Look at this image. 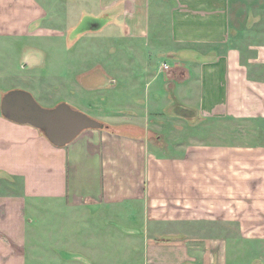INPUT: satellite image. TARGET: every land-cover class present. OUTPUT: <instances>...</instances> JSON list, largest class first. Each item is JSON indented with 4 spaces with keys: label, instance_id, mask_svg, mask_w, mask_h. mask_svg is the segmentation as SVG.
<instances>
[{
    "label": "crops",
    "instance_id": "0c3cea01",
    "mask_svg": "<svg viewBox=\"0 0 264 264\" xmlns=\"http://www.w3.org/2000/svg\"><path fill=\"white\" fill-rule=\"evenodd\" d=\"M85 15L106 31L69 41L71 72L91 90L139 89L147 119H108L60 148L0 102V264H96L98 251L120 264L117 248L142 264H264V0H0V43L26 53ZM88 40L109 62L84 73ZM134 211L143 229L77 240L91 219L112 229Z\"/></svg>",
    "mask_w": 264,
    "mask_h": 264
},
{
    "label": "rangeland",
    "instance_id": "374dc122",
    "mask_svg": "<svg viewBox=\"0 0 264 264\" xmlns=\"http://www.w3.org/2000/svg\"><path fill=\"white\" fill-rule=\"evenodd\" d=\"M94 21L101 26H104L106 23L105 17L94 20L92 16L85 15L68 37L38 39L34 43L35 46L31 48L32 50L29 49L30 51L28 50L26 53L22 51L21 46L11 45L9 41L3 40L0 43V102L4 94L11 90L19 89L31 93L44 108L51 109L61 103H67L72 108L85 113L105 125L109 123L108 119L117 120L123 117L127 118L129 115V119L132 121L138 119L137 123H142V120L147 119L146 112L144 111L145 95L139 89L132 91V93H128L121 86L112 89L108 87L110 85H108V80L106 79V81L101 83L102 87L100 89L91 90L87 84L84 83L83 86L79 84L76 78L78 72H71L70 67L72 66V62L69 61L68 57L70 51H67L68 45H70L69 41L79 38L78 34H82V32H84V36L98 33L97 31L89 30L91 23ZM67 31H65L66 34ZM104 31L106 29L102 30V32ZM90 40L85 43L81 42L82 49L88 51L87 55L84 56V59H88V61L82 60L81 64L77 63V70L80 65L79 69L84 73L90 72L93 70V67H97L98 65L106 67L109 62L107 60L108 53L97 55L95 48L90 44ZM49 42L48 47H45L44 44H48ZM31 59L37 61L34 66L30 61ZM116 64L117 69L123 73L127 72V68L123 65L122 61H116ZM142 64L138 62L132 63L131 72L132 70L137 71ZM149 64L152 69H155L158 68L160 62L154 59L153 63ZM36 78L42 83L36 82ZM131 79L132 81L139 80L137 74L133 75ZM26 80H28L27 83H25ZM36 86L40 87L37 88ZM106 127L109 129L113 126H109L108 124ZM123 218L125 224L120 223L114 218L115 222L112 229L107 219L103 221L98 217L91 219L88 222L89 225L83 224L81 226L80 238L77 240L83 242V244L92 241L97 243V246H102L112 240L109 236L112 230L121 232L126 230L123 229L124 227L133 229L134 231L143 229L139 228L137 222L138 211L132 213V219H128L127 215H124ZM87 226H90V228L86 231ZM198 232H201V230L196 231V234ZM196 238H200V235ZM73 240L75 239L67 237L68 242ZM118 240L115 238L114 242L116 243ZM164 240L166 239L164 238ZM124 251L122 248H117L116 252L111 254L112 260L120 264H125L128 261L142 264L144 258L142 254H135L132 260H128V256L132 254L127 255ZM99 252H96L93 256L90 255L96 264L103 257L109 256V254L101 255ZM67 257L69 258V253ZM229 264H231V261Z\"/></svg>",
    "mask_w": 264,
    "mask_h": 264
},
{
    "label": "water",
    "instance_id": "95a60500",
    "mask_svg": "<svg viewBox=\"0 0 264 264\" xmlns=\"http://www.w3.org/2000/svg\"><path fill=\"white\" fill-rule=\"evenodd\" d=\"M103 27L94 21L89 30L99 31ZM1 113L12 122L39 129L53 145L60 148L72 143L84 131L107 128L104 123L67 103H61L51 109L44 108L31 93L19 89L4 94Z\"/></svg>",
    "mask_w": 264,
    "mask_h": 264
},
{
    "label": "built area",
    "instance_id": "2783aa9c",
    "mask_svg": "<svg viewBox=\"0 0 264 264\" xmlns=\"http://www.w3.org/2000/svg\"><path fill=\"white\" fill-rule=\"evenodd\" d=\"M165 68L167 69V68H168V66H167V65H165Z\"/></svg>",
    "mask_w": 264,
    "mask_h": 264
}]
</instances>
